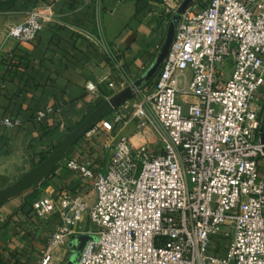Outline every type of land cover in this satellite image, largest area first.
Here are the masks:
<instances>
[{
  "label": "built area",
  "instance_id": "1",
  "mask_svg": "<svg viewBox=\"0 0 264 264\" xmlns=\"http://www.w3.org/2000/svg\"><path fill=\"white\" fill-rule=\"evenodd\" d=\"M69 1L35 8L8 29L5 42H34L54 22L56 4ZM185 1L164 0L168 14ZM73 31L119 66L120 51L100 21L97 33ZM262 86L264 0H195L153 88L134 90V116L156 131L161 147L116 133L104 171L69 161L68 169L94 181L95 199L64 192L34 203L36 216L60 219L40 264L84 235L93 239L78 264H264ZM50 114L41 110L36 118ZM123 121L114 117V124ZM2 124L22 126L10 118Z\"/></svg>",
  "mask_w": 264,
  "mask_h": 264
},
{
  "label": "crops",
  "instance_id": "2",
  "mask_svg": "<svg viewBox=\"0 0 264 264\" xmlns=\"http://www.w3.org/2000/svg\"><path fill=\"white\" fill-rule=\"evenodd\" d=\"M53 2H0V45L5 44L0 59V190L38 165L43 156L51 155L102 102L141 80L155 64L174 16L168 14L164 0H70L56 4L54 22L34 42H5L10 27L23 22L35 8ZM204 5L199 2L200 8ZM99 21L106 40L120 51L119 66L73 31L97 33ZM157 78L158 74L144 87L151 90ZM136 100L133 96L112 113L113 118L109 115L100 122L95 128L103 124L101 132L94 128L84 136L38 188L0 206V264H40L43 260L60 219L36 216V201L64 192L94 201V181L68 169L67 163L74 160L99 173L106 168L105 148L111 135L140 143L135 116L130 117ZM45 109H52L53 114L38 121V112ZM116 115L124 119L118 125L114 124ZM6 118L20 120L22 126L7 127L2 124ZM77 244L73 239L56 248L48 264H68Z\"/></svg>",
  "mask_w": 264,
  "mask_h": 264
},
{
  "label": "water",
  "instance_id": "3",
  "mask_svg": "<svg viewBox=\"0 0 264 264\" xmlns=\"http://www.w3.org/2000/svg\"><path fill=\"white\" fill-rule=\"evenodd\" d=\"M195 0H186L178 11L174 14L165 42L158 54L157 60L148 73L133 86L127 88L114 97L102 102L97 106L74 130H72L61 144L49 155L45 161L32 167L29 171L23 173L12 185L0 190V206L7 201L19 197L31 190L38 188L43 184L57 169V167L66 159L69 151L90 131H92L100 122L112 114L117 108L130 101L134 96L135 89H142L151 82L160 71L174 41L177 26L182 15L194 4ZM259 137L264 146V113L262 124L259 130ZM264 151V149H263ZM78 244L73 249V255L68 264H78L81 253L86 245L93 238L91 236H79L74 238Z\"/></svg>",
  "mask_w": 264,
  "mask_h": 264
},
{
  "label": "rangeland",
  "instance_id": "4",
  "mask_svg": "<svg viewBox=\"0 0 264 264\" xmlns=\"http://www.w3.org/2000/svg\"><path fill=\"white\" fill-rule=\"evenodd\" d=\"M204 2H206L207 0H203ZM260 96H261V98L264 100V86H262L261 87V89H260ZM136 102H138V100H136ZM135 112H136V110L135 109H133L132 110V115L130 116V117H132L134 114H135ZM112 114H110V116H111ZM129 117V118H130ZM111 118H113V115L111 116ZM133 118V117H132ZM105 120V119H104ZM102 121V122H105V121ZM134 124H135V126H136V128H137V130H138V133L140 132L141 133V136H142V138H141V141H140V143H139V141L138 142H134L135 143V145H140L141 143H144L145 141L143 140V139H145V140H147L150 144L152 143V144H154L155 146H157L158 148H160L161 147V141H160V138H159V136H158V134L156 133V131H154L152 128H150L149 127V124H144V122L142 121V118H140L139 116H135L134 117ZM121 126H125V122L124 123H122L121 124ZM102 129H103V124L101 125V127H98V128H95V131L96 132H101L102 131ZM137 139H135V141H136ZM143 140V141H142ZM264 175V172H260V176H263ZM16 180H13V182H11V183H14Z\"/></svg>",
  "mask_w": 264,
  "mask_h": 264
},
{
  "label": "trees",
  "instance_id": "5",
  "mask_svg": "<svg viewBox=\"0 0 264 264\" xmlns=\"http://www.w3.org/2000/svg\"><path fill=\"white\" fill-rule=\"evenodd\" d=\"M0 2H1V1H0ZM11 3H12V2H11ZM47 157H48V156H43V157L41 158L40 163H42L43 161H45ZM40 163H39V164H40Z\"/></svg>",
  "mask_w": 264,
  "mask_h": 264
}]
</instances>
